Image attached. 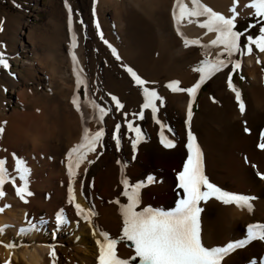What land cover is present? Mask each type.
Returning a JSON list of instances; mask_svg holds the SVG:
<instances>
[{
  "label": "bare ground",
  "instance_id": "6f19581e",
  "mask_svg": "<svg viewBox=\"0 0 264 264\" xmlns=\"http://www.w3.org/2000/svg\"><path fill=\"white\" fill-rule=\"evenodd\" d=\"M174 2L175 0H97L96 16L91 19L95 36L92 44L95 48L94 54H97V51L99 55H103V68L100 61L95 59L91 78L94 102L99 105L103 96L107 95L115 110L114 114H107L106 121V128H108L106 133L110 134L111 144L106 149L98 145L96 152L88 153L86 160L77 169V175L73 181L76 203H80L85 209L94 208L97 213L92 217L91 226L81 217L76 216L74 205L68 203L67 152L80 142L85 126L90 131L100 128L101 123L91 118L90 111L93 113V109L88 105L84 106L83 111L86 116L82 118L81 113L77 112L71 103L75 113L73 122L68 118L63 123L57 119L51 121V118L49 123L47 114H43V110L40 113L37 111L41 108L45 109V106H41L39 101L37 103L36 99L26 98V91L13 76L1 85L4 94H13L17 102L24 107L32 103L35 110L31 111V114L42 115L35 117L37 124H31L29 120L22 136L20 134L15 136L16 140L13 141L16 143L6 148L0 147V158L10 159L11 155L15 154L17 158L27 162L26 166L29 164L33 166V170L42 177L41 182H48L46 186L43 184L40 188L28 176V190L33 195L26 196L28 202L25 203L15 194V187L23 181L20 180L14 168L9 172L10 175H15L16 185L7 182L3 186V191L8 192L7 197L0 199V207L5 204L13 206L0 213V228H4L3 232H0V242H2L0 243V264H5L10 254V264H52L48 255L50 245L54 246L56 251L55 264H97L98 247L95 241L103 239L99 236V230L108 232L111 238H119L122 235L123 217L120 205L128 202L122 195L124 190L121 183L122 177L127 178L130 183L144 182L146 185L141 189V202L137 206V211L143 207L169 211L175 208L179 199L183 198V190L179 188L177 174L183 169V164L187 160L189 130L201 149L205 174L209 176V179L224 190L256 197L252 201L251 213L235 205H224L214 199L201 202L202 243L206 247L223 246L227 242L243 239L246 236L248 224L264 223V179L257 174L264 173V149L258 147L261 142L260 133L264 132V69L262 67L264 53L261 54L260 59L257 56L248 57L244 62L252 86L249 88L247 101L241 99L245 104L243 113L239 110L235 93L227 86V80H219L215 90L216 99L206 97L201 101L199 110L195 112L192 107L193 97L187 100L186 92L173 93L166 87L170 81L177 80L180 82V87L188 88L199 78V73L193 69L205 58L203 49L198 45L185 47L183 37L177 34L171 15ZM201 2L225 16L231 15L229 10L233 0H201ZM248 3L250 0H237L236 18L255 12L254 9L245 7ZM185 4L191 7V0H185ZM133 11L144 15L145 24L147 23L149 28H155V34L152 37L148 36L142 40L135 37L132 27L135 23ZM66 19V23L63 20L64 29L68 27L71 40L72 34L75 33L77 41L75 49H71V40L69 44H66L67 57L75 52L79 61L78 66L83 69V77L86 78L87 83L89 76L84 37L86 28L79 23L77 16L73 15L70 31L68 17ZM191 19L192 23H188L187 20L181 22L180 30L183 36L199 39L202 44L215 37L214 33L206 34L207 30L198 26V22H202L205 17ZM97 23H99V32L96 28ZM60 26L63 27V25ZM100 33L103 35V40L100 38ZM104 40L116 49L119 60L112 54V50L104 43ZM146 50L149 53L154 50L155 55L144 58L141 67L150 74L142 79L149 81V85L146 86L155 88L158 95L164 99L163 106L157 102L156 114V119L165 126L163 129L152 118L150 109L144 110L142 119L133 115L140 111L143 104V92L123 65L131 67L136 72L137 56ZM219 51L217 47L210 48L208 58H215ZM52 59L53 57L46 56V63H44L49 68L52 67L53 71L49 73V76L53 75V72L56 76L58 69L57 65L50 61ZM257 60L260 62L257 63ZM139 73L141 75L143 71ZM73 74L71 85L73 90L68 88L69 92H74L72 97L74 94L78 95L75 90L76 76L74 72ZM62 77L65 78V74H62ZM114 78H117L116 86L111 84ZM236 88L239 90L238 87ZM113 95L124 106L119 111L116 110L115 103L111 99ZM190 100L192 118L189 121L187 112ZM10 105L11 102L0 99V125L3 124L1 115L7 112ZM107 107L110 111L111 107L109 105ZM122 113H127V117ZM127 121H131L133 127H139L142 132V139L137 144L135 153L131 147L135 133L127 127ZM118 122L121 125L117 133L120 138L119 150L112 138ZM101 127L104 128V125L101 124ZM245 127L249 129V132L244 131ZM77 129L79 136L74 141L73 136ZM61 131H64L68 140L74 142L66 151L62 162L63 167L60 163L56 169L54 165L47 168L44 156L49 148L41 145L40 141L49 133L53 137ZM161 131L168 139L174 140V148H165L160 143ZM100 151L102 152L97 161L98 165L96 164L98 166L96 174L92 176V180L82 178L87 161L94 159ZM133 155H135L134 159ZM50 163L49 160L48 164ZM63 171L64 173L66 171L67 175L63 174ZM149 175L153 176L156 182L147 183ZM54 179L59 180L57 186L54 184ZM53 184L56 189L54 188V192L51 193ZM45 187L49 189V191L46 189L47 194L43 190ZM85 191L89 192L91 203H88ZM63 192H66L67 198L64 203H61L64 197ZM117 200L119 204L116 203ZM61 209L64 210L69 222L57 226L55 217ZM107 212L109 221L112 222L110 226L105 225L103 216ZM29 224H34L35 229L20 233V228L28 227ZM94 228L97 229L95 236L92 234ZM11 242L21 246L11 249L4 246ZM62 243L66 245L65 248L60 247ZM117 254L121 258H129L134 255V245L130 247L126 240L121 241L117 245ZM252 261L264 264V241H252L244 248L235 250L222 261V264H251Z\"/></svg>",
  "mask_w": 264,
  "mask_h": 264
},
{
  "label": "snow or ice",
  "instance_id": "6c2138e0",
  "mask_svg": "<svg viewBox=\"0 0 264 264\" xmlns=\"http://www.w3.org/2000/svg\"><path fill=\"white\" fill-rule=\"evenodd\" d=\"M97 0H93L92 15L96 16ZM237 0H233L232 7L230 8L231 15L225 16L220 12L214 11L212 8L206 6L201 0H191V7L185 4V0H175L172 6V19L176 25V31L178 35L183 37L185 47L189 45H198L203 49L204 59L199 62V65L193 70L199 73V79L188 88L180 87V82L177 80L170 81L166 87L173 93L186 92L189 97L195 96L197 90L201 84L204 83L210 76L221 71L223 68L231 65V71L228 73L227 86L235 93L236 101L239 105L241 113L245 111V104L241 100V93L232 83V73L238 72L241 69V59H236L235 56L241 57L250 55L253 52L252 46L264 53V0H250V3L245 7L254 9L255 16L260 18L258 23H261L259 27V34L255 37L249 35L246 38V44L241 47L239 41L240 37L244 34L234 30L235 19L237 16L236 10ZM65 7L68 10V26L69 30H72L73 13L71 7L65 0ZM205 17L202 22H198V26L202 29H206L207 33H214L215 37L209 40L207 43H201L199 39H189L183 36L180 30L181 22L187 20L188 23H192L191 18ZM3 21H0V31ZM83 23V21H81ZM255 25H249V28ZM97 31L99 32V23L96 24ZM100 38L103 40V35L100 33ZM104 43L112 50V54L117 60L120 59L115 48L111 44H108L107 40ZM77 47L76 35L72 34L71 49ZM217 47L220 49L217 52L215 58L209 59V49ZM224 57V58H222ZM73 72L76 76V88L79 89L82 85L86 88V78L83 77V69L79 68V61L75 52H72ZM260 61L257 60V63ZM0 66L4 69L9 68L8 60L5 58L4 52H0ZM126 71L131 75L133 81L138 85L143 92V104L140 107L138 113H133L134 116L143 118L144 110L150 109L151 116L156 120L157 124L161 125V129L165 126L159 119H156L158 111L157 102L160 106L164 105V99L158 95L155 88L146 86L149 85V81L142 79L131 67L123 65ZM241 79L244 77L241 76ZM115 103L116 110L119 111L124 106L120 103L116 96L111 97ZM71 103L75 107L76 111L81 113V117L86 116L83 111V107L88 105L95 110V115L92 117L96 119L97 123L103 121L104 116L107 114L108 109L96 104L93 100L87 98V92L85 93V100L82 102L81 98L74 94ZM39 111V110H38ZM127 117V113H122ZM188 120L192 118L191 100L188 104L187 112ZM6 123V122H5ZM87 124V119H85ZM121 125L116 123L115 131L113 133V139L115 140L116 148H120V138L117 135ZM127 127L135 133V139L131 141V147L133 153H135L137 144L142 139V132L139 127H133L131 121H127ZM170 130V129H169ZM245 132H249L247 127L244 128ZM4 132V127L0 125V134ZM105 134L103 127L98 130L90 131L85 126L83 128L80 142L75 144L67 152V172H68V203L74 205L75 214L86 221L90 226L92 225V217L97 213L94 208L85 209L80 203H76V195L74 192L73 181L77 175V169L80 164L83 163L88 153L96 152L97 146H103L101 141ZM261 142L258 147L264 149V132L260 133ZM160 143L165 148H174L175 142L172 139H168L163 131L160 133ZM187 160L183 164V169L177 174V180L179 181V188L183 190L182 199L176 203L174 209L164 211L160 208L143 207L137 211V206L141 202V189L146 185L144 182L130 183L125 177L121 178L123 185L122 195L127 198L126 204L120 205V212L123 217L122 235L119 238H111L110 234L106 231L99 230V236L103 239H97L95 241L98 247L97 264H134L136 258H139V264H222L232 252L237 249H242L252 241H264V223H250L247 225L246 236L243 239H237L227 242L223 246L206 247L202 243L201 237V202H207L210 199L219 201L224 205H235L236 207L246 209L248 212H252V201L256 199L254 196L243 195L232 191L222 189L216 183H213L209 176L205 174L203 154L199 145L196 143V138L189 130L188 143H187ZM15 156V154H13ZM135 155H133V159ZM89 164L93 161L88 160ZM117 163H120L117 161ZM126 166V165H125ZM14 170L19 175L22 184L15 187V194L20 200L27 203L26 196H32L33 193L28 190V176L30 175V169L26 167V162L21 158H16L14 162ZM261 179H264V173H257ZM10 182L16 185V177L10 175L7 166V161L4 158H0V198L5 196L3 186ZM156 182L154 177L149 175L147 177V183ZM116 203L119 204L117 200ZM10 205L5 204L0 207V213L4 212ZM57 226L68 223V219L61 209L55 217ZM7 227L6 225L4 226ZM34 224H29L28 227H21L20 233H26L30 229H35ZM4 228H0V232H3ZM97 229H93V235L95 236ZM126 240L132 242L134 245V256L130 258H121L117 254V245L121 241ZM2 243V242H0ZM6 248H16L21 245L15 244V242L4 244ZM49 257L52 260V264H55L56 251L54 246H49ZM11 254L9 260L5 261V264H10ZM251 264H257L256 261H252Z\"/></svg>",
  "mask_w": 264,
  "mask_h": 264
},
{
  "label": "rangeland",
  "instance_id": "374dc122",
  "mask_svg": "<svg viewBox=\"0 0 264 264\" xmlns=\"http://www.w3.org/2000/svg\"><path fill=\"white\" fill-rule=\"evenodd\" d=\"M67 3L71 7L73 15L77 16V18L79 19V23L83 21V23L81 24H83L86 28L84 35L87 41H85V56L87 59L86 64L88 68L87 74L89 76V79L86 83V88L82 85L79 89L75 87V90L81 100H85V93L87 92V98L94 101L95 96L91 78L94 72L95 59L100 61V64H102L103 68V55H99L97 51V54H94L95 48H93L94 46L92 44L95 37L93 34L94 27L93 25H91V19H93V0H67ZM67 13L68 10L65 7V0H0V21H3V30L0 31V52H4L5 58L9 63L8 69H4L2 66H0V99H3L5 102H11V105L9 106L7 112L4 115H1L3 119L2 126L4 127V132L0 134V147L3 146L4 148H6L10 144L16 143L13 141L16 140L15 136L17 134H20V136H22V134L25 132V126L27 123H29V120L31 121V124H37L38 121L36 122L35 117L42 115L31 114V111L35 110L32 103L27 104V107H24L23 104L17 102L16 96L10 93L4 94L2 92L1 85L4 82H7L10 76H13L15 80H17L21 84L22 89L26 91V98L30 100L36 99L37 103L39 101V104L41 106H45V109L41 108L40 111H37L38 113H40L41 110H43V114H47L46 116L49 118V123L51 118V121L57 119L59 121H62V123L67 118L72 122L75 119V113L73 107H71L72 94L74 92H69V89L72 88L71 85L74 75L72 67L73 61L71 54H69V57H67V50L65 47L66 44H69V41L71 40V34L70 32H68V27L64 29V23H66V18L68 17ZM133 14L135 23H133L134 25H132V27L134 33L136 34L135 37L140 38V40L148 36L152 37L155 34V28L153 27V30L152 28H149L147 26V23L145 24L146 18L144 17V15L142 16L140 12L133 11ZM259 19L260 18L255 16V12L246 16H240L239 18L235 19V27L238 28L237 30H234L244 33L240 37L239 41L241 47L246 44L247 36L251 35L255 37L259 34V27L261 26V23H264H258ZM59 21L62 23H60ZM250 24L255 26L249 28ZM60 25H63V27ZM252 48L253 52L250 55H245L243 57L239 55L235 56L236 59H241L242 66L238 72L232 73V83L235 85V87L239 88L241 99L243 101H247V99L249 98V88L250 86H252L250 77L245 70L244 62L248 57L257 56L260 59L262 54L255 48L254 45L252 46ZM154 55V50H151V53L146 50L141 55L137 56L135 68L137 66L136 73L141 78H144L146 77V75L150 74L145 71V68L143 69V67H141L142 63L147 57ZM46 56L53 57V59L50 61L54 62V64L57 65L58 73L56 76H54V72L53 75L49 76V73H51L53 70L52 67L49 68V66H46ZM42 63H44L45 65ZM262 67L264 69L263 62ZM141 68L143 73L140 75L139 72H142ZM230 71L231 65L210 76L204 83L201 84L192 102V107L195 112L199 110L201 101L206 97H212L216 99V85L219 80L226 81L228 78V73ZM144 72L146 74H144ZM62 74H65V78L62 77ZM241 76H243L244 78L241 79ZM116 79L117 78H114V82H111V84L114 86H116ZM198 79L199 78L193 81V83L189 87H191ZM202 86H204V91H202ZM186 96L185 99L188 100L189 95L187 97ZM99 105L101 107L104 106L106 109L109 105L111 107V110L107 111V114H114V105L109 100L107 95L103 96V98L100 100ZM26 110L28 112H26ZM94 112L95 110H93V113L90 111V114L94 116L96 114ZM107 114L104 116L103 121L101 122V124L104 125L105 129V135L102 140L104 149L108 148V145L111 144L110 134L106 133L108 132V128H106V121L108 117ZM101 124H99L100 127ZM12 132L13 134H11ZM78 136L79 131L77 129V131L74 132V141L76 140V137L78 138ZM11 141H13V143ZM40 142L41 145H46L49 148L47 154L44 156L46 160L45 167L49 168L50 165H54L55 169L56 166L60 165V163L61 166L63 165L62 162L64 161L63 159L65 157L66 151L70 146H72L71 144L73 143L67 139L64 131H61V133H57V135L53 137L49 133L45 135V137L43 136V139ZM11 149L14 150L13 148ZM102 151L98 152L94 159H90L91 161H93V163H88L86 165L85 173L82 175V178L92 180V176H94L97 172V161L100 159ZM16 158L17 156L11 155L10 159H6L9 172H11L14 168V162ZM49 160L51 161L50 164H48ZM26 167L31 170V174L29 176L34 184L38 185L40 188L43 187V184L45 186L47 185L48 181L45 180L47 182H41L40 180L42 179V177L37 174L36 170H33V166L31 164L27 165ZM63 174L67 175V172L65 171L64 173L63 171ZM53 181L57 186L59 180L54 179ZM54 184L52 185L51 193L56 189V186L54 187ZM46 189V187L45 189L43 188L45 194L48 193L47 190L49 191V189ZM4 192V197H7L6 193L8 192ZM85 193L88 203H91V196L89 192L85 191ZM63 194L64 197H62L61 203H64L67 198L66 192H63ZM9 208H13V206H10ZM42 212L44 214V209L42 210ZM103 216L106 222L105 225H112V222L109 221L110 218L108 216V212ZM127 243L130 247H132V243L130 241H127ZM60 247L65 248L66 245L62 243L60 244ZM133 256L134 255L130 257ZM134 264H139V258L135 259Z\"/></svg>",
  "mask_w": 264,
  "mask_h": 264
},
{
  "label": "trees",
  "instance_id": "16d2710c",
  "mask_svg": "<svg viewBox=\"0 0 264 264\" xmlns=\"http://www.w3.org/2000/svg\"><path fill=\"white\" fill-rule=\"evenodd\" d=\"M238 27H234L235 30H237ZM202 91H204V86H202ZM198 97V96H197Z\"/></svg>",
  "mask_w": 264,
  "mask_h": 264
}]
</instances>
